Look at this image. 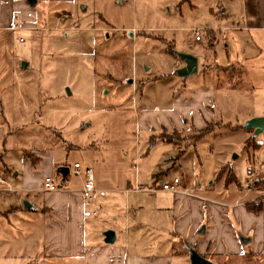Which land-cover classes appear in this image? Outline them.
<instances>
[{"label": "rangeland", "instance_id": "1", "mask_svg": "<svg viewBox=\"0 0 264 264\" xmlns=\"http://www.w3.org/2000/svg\"><path fill=\"white\" fill-rule=\"evenodd\" d=\"M33 1L30 7L26 0H11L0 20V178L13 189L10 194L0 191V264H39L34 254L41 224H19L25 219L10 218L5 210L14 201L30 205L33 193L20 192L18 183L23 176L26 186H36L31 180L39 168L49 169V160L68 169L67 182H77L70 171L76 161L82 168L89 164L116 173L124 181L133 178L134 164L142 187L159 186L160 180L169 184L174 177L190 188L200 186L202 195L229 205L228 227L235 239L226 224H214L213 231L222 242L230 237V244L237 240L243 249L241 255L220 257L210 250L212 263L264 264L262 224L258 218L244 224L231 212L239 202L247 210L261 206L259 213L264 214V131L245 129L244 118L236 128L237 118L224 121L216 114L213 121L219 124L207 126L208 134L193 144L191 137L197 139L195 133L205 119L200 112L205 114L195 101L180 100L183 93L188 97L189 89L202 86L203 70L212 74L208 68L227 65L229 55L230 63L239 60L245 72L222 74L219 84L232 77L233 82L251 86L256 108H263L264 33L231 29L242 25L239 2ZM8 21L18 30H9ZM180 55L196 59L197 73L186 79L177 75L184 65ZM167 121L175 130L165 131ZM27 156L33 162L38 157L40 163L32 168ZM57 169L53 182L62 185ZM247 184L252 190L248 194ZM38 185L42 186L41 178ZM116 229V246L124 245L126 224ZM159 230L157 225H142L137 231L149 236L137 235L136 230L132 235L131 227L124 264L135 251L149 256L158 246L143 241ZM174 252L188 255L183 241ZM176 262L187 264V259Z\"/></svg>", "mask_w": 264, "mask_h": 264}, {"label": "crops", "instance_id": "2", "mask_svg": "<svg viewBox=\"0 0 264 264\" xmlns=\"http://www.w3.org/2000/svg\"><path fill=\"white\" fill-rule=\"evenodd\" d=\"M237 2H239L238 7H240L238 16L240 15L242 25L231 29H240V31L256 35L264 33V0H237ZM10 4L11 0H0V5H2L0 6V20L3 19L6 10L10 9ZM226 17L229 18L230 16ZM11 23V21H8V26ZM242 56L244 54L237 57L236 60ZM231 58L229 55L226 56L227 65L220 66L217 63L208 68L212 74H207V71L203 70L205 76H203L204 82L202 86L196 90L189 89L186 99L184 98L185 93L180 98L181 101L183 99L190 100L191 103L195 101L199 112H204L205 116L200 112V115L205 119H203L201 127L198 128L199 130L209 124H213V126L219 124L213 121V118L217 117L216 114L221 119L223 118L224 121L226 120L225 118H237L238 125L236 128L241 127L239 118H244L248 122L253 118L264 117V91H261V105L263 108L257 109L252 96L253 89L251 86L244 87L238 82H233L231 80L232 77L225 84H219L222 74L234 75L239 71L243 72L245 70L239 60L235 64L230 63ZM184 66L185 63L178 69ZM220 105L221 107H218ZM187 122L188 120H185L183 124ZM166 123H168L166 129L162 125L165 131L175 130L169 124L171 121ZM226 124L230 126L232 123L228 122ZM180 125L182 124L179 121ZM144 128L149 129L146 125ZM28 160L30 163V159ZM38 163H40V159L36 157L33 165L30 164V166L34 168ZM48 163L49 169L47 168V170L38 166L37 177L31 180V182L37 184L36 186H26V179L21 176L18 190L20 192L33 193V200L29 207L23 208L24 201H20V204L14 201L5 210L6 216H10V218L16 219L20 216L21 219H25L20 221L19 224H41L40 242H37L38 248L34 254L39 264H124L123 258L128 255L131 227L133 230L132 235L135 230L137 235H143L144 233L137 231L142 225L149 228L157 225L161 228L157 235L153 234L148 240L143 241L158 247L149 253V256L145 257L135 251V255L130 258L129 264H178L176 261L179 258L180 260L186 258L187 264H190V249L196 251L211 263L212 258L210 255L213 254L208 255L210 250L214 255L219 254L217 257L222 254L241 255L243 253V249L239 246L240 244L238 245L237 240H233L232 244H230L231 240L229 237V241L222 242L213 231L216 229L214 224H226V230L229 231L228 235L231 236V239L233 237L235 239L233 230L228 227L231 224L228 218L229 205L219 203L206 195H202V191L196 192V188H190L187 182L181 184L179 180L180 188L187 190L188 193H170L159 189L160 184L164 182L161 180L159 181V186L142 187L139 184V172H136L137 166L134 164L131 165V168L135 170L133 178L125 181L121 177L119 178L116 173L108 170L95 169L93 165L89 164L84 165L83 168L79 165L81 171L86 168L93 171L96 191L92 196V200H85L80 193L83 177L77 178V182H67L66 177L69 172L62 181L56 171L62 184H57L59 186L57 191H42L38 185L39 178L42 180L44 177H51L54 180V169L60 166L52 160H49ZM73 163H76V161ZM13 177H18V174L14 173ZM173 179L177 178L174 177ZM137 186L141 187V189L136 190ZM35 203L38 211H34L35 214H32L33 204ZM238 204L239 202H235V205L231 206L233 207L231 208L232 215L245 220L244 224L258 218L257 222L262 224V238H264L263 212L256 214L247 210L245 206ZM93 213L97 215L94 216ZM6 222L9 224L8 219H6ZM118 224H126L127 237L124 245L119 244L116 246L118 241L116 228ZM131 224L134 225L131 226ZM206 224L213 225L211 227ZM108 230L113 231L115 234V241L112 245H107L103 242L104 237L102 234ZM149 234L145 233L144 235L149 236ZM205 235L207 238H200V236L205 237ZM181 241L185 243L188 255L174 252L175 245ZM25 244L28 247L29 243L26 242ZM252 253L257 254L256 252ZM184 264L186 263L184 262Z\"/></svg>", "mask_w": 264, "mask_h": 264}, {"label": "built area", "instance_id": "3", "mask_svg": "<svg viewBox=\"0 0 264 264\" xmlns=\"http://www.w3.org/2000/svg\"><path fill=\"white\" fill-rule=\"evenodd\" d=\"M8 29L11 31L18 30L13 22L9 24ZM194 35H195L196 41L200 40L199 30H194ZM70 171L73 177H76V178H79L81 176L83 177V181H82L81 188H80L81 196L85 200H92V196L94 192L96 191L92 169L86 168L83 171H81L79 164L73 163ZM0 185L4 186L2 189H0V191H3L5 193H11L13 191L12 188L7 184V182H5L1 178H0ZM58 189H59V186L53 182L51 177H44L42 179V186H41L42 191L54 192V191H57ZM135 189L140 190L141 187L137 186ZM159 189L162 191L170 192V193H179V192L188 193L187 190H182L180 188V182L178 179H173V181L169 184L162 182L159 186ZM201 191H202V188L198 186L196 188V192H201ZM245 191L247 194L252 191L250 186H248V184L246 185ZM93 215L96 216L97 214L93 213Z\"/></svg>", "mask_w": 264, "mask_h": 264}, {"label": "water", "instance_id": "4", "mask_svg": "<svg viewBox=\"0 0 264 264\" xmlns=\"http://www.w3.org/2000/svg\"><path fill=\"white\" fill-rule=\"evenodd\" d=\"M30 7H32L35 2L33 0H26ZM185 63V66L183 68H180L177 70V75L182 78H187L190 75H193L197 71V61L194 57L190 55H180L179 56ZM25 64L21 63V68H24ZM247 130H253L256 133H260L264 131V117H258L253 118L249 120L246 124ZM57 173L60 175L61 180H64L65 175L68 173V170L66 167H59L57 169ZM29 205L24 202L23 208H28ZM203 231V230H201ZM103 242L107 245H112L115 241V234L113 231H105L103 232ZM244 243H248L249 239H243ZM189 261L190 264H212L209 260L203 258L200 256L196 251L189 250Z\"/></svg>", "mask_w": 264, "mask_h": 264}, {"label": "trees", "instance_id": "5", "mask_svg": "<svg viewBox=\"0 0 264 264\" xmlns=\"http://www.w3.org/2000/svg\"><path fill=\"white\" fill-rule=\"evenodd\" d=\"M209 125H211V124H209ZM209 125H207V126H209ZM206 127H204L203 129H201L195 133V134L199 135V136H197L196 140H195V138L191 137V142H193V144L197 143L200 139H202L205 135L208 134ZM162 139H163V141H166V142L175 143V142L171 141L170 139L169 140H167L166 138H162ZM26 158L30 159L29 156H27ZM30 164L33 165V161H30ZM248 208H249V210L254 211L255 213L261 212V206L250 205V206H248Z\"/></svg>", "mask_w": 264, "mask_h": 264}]
</instances>
